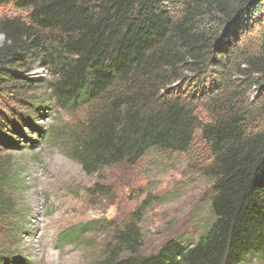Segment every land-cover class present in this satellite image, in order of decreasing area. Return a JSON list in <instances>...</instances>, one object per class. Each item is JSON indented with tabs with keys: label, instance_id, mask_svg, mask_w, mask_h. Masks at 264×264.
Wrapping results in <instances>:
<instances>
[{
	"label": "trees",
	"instance_id": "trees-1",
	"mask_svg": "<svg viewBox=\"0 0 264 264\" xmlns=\"http://www.w3.org/2000/svg\"><path fill=\"white\" fill-rule=\"evenodd\" d=\"M0 7L24 15L0 20V95L14 98L38 83L16 73L28 59L48 68L57 106L84 112L58 141L87 176L134 166L152 150L185 155L200 145L208 156L197 170L211 182L213 220L195 241L175 237L140 255L138 210L121 224L92 221L60 239L78 241L96 228L107 234L94 264L264 260V0H0ZM3 181L6 248L19 212ZM87 192L110 193L101 184ZM3 254L0 264L8 262Z\"/></svg>",
	"mask_w": 264,
	"mask_h": 264
},
{
	"label": "rangeland",
	"instance_id": "rangeland-1",
	"mask_svg": "<svg viewBox=\"0 0 264 264\" xmlns=\"http://www.w3.org/2000/svg\"><path fill=\"white\" fill-rule=\"evenodd\" d=\"M14 18L24 15L0 7V20ZM3 44L0 35V47ZM25 64L16 73L38 83L14 98L10 93L0 95L3 195L19 212L14 221L17 235L6 248L0 234L6 264H94L103 254L107 234L96 228L71 241L60 239L63 232L98 220L121 224L137 210L142 256L154 255L175 237L195 241L208 228L213 220L208 199L211 182L197 170L208 159L202 146L185 155L152 150L134 166L120 164L87 176L65 157L58 141L83 120L84 112L59 108L48 90L53 73L38 60L28 59ZM256 92L252 88L247 98ZM1 138L6 140L2 145ZM94 184L106 186L109 195L91 198L87 190ZM245 264H264V260L249 259Z\"/></svg>",
	"mask_w": 264,
	"mask_h": 264
}]
</instances>
